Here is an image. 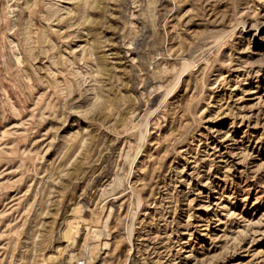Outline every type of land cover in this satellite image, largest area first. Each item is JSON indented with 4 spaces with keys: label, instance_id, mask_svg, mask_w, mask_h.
Segmentation results:
<instances>
[{
    "label": "rangeland",
    "instance_id": "obj_1",
    "mask_svg": "<svg viewBox=\"0 0 264 264\" xmlns=\"http://www.w3.org/2000/svg\"><path fill=\"white\" fill-rule=\"evenodd\" d=\"M0 264H264V0H0Z\"/></svg>",
    "mask_w": 264,
    "mask_h": 264
}]
</instances>
